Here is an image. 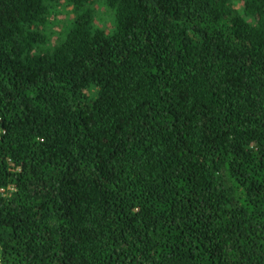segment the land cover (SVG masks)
Here are the masks:
<instances>
[{"label": "trees", "instance_id": "1", "mask_svg": "<svg viewBox=\"0 0 264 264\" xmlns=\"http://www.w3.org/2000/svg\"><path fill=\"white\" fill-rule=\"evenodd\" d=\"M0 247L264 264V0H0Z\"/></svg>", "mask_w": 264, "mask_h": 264}, {"label": "rangeland", "instance_id": "2", "mask_svg": "<svg viewBox=\"0 0 264 264\" xmlns=\"http://www.w3.org/2000/svg\"><path fill=\"white\" fill-rule=\"evenodd\" d=\"M238 7H240V6H238ZM107 13L108 12H106L105 9H103V13L102 12L98 13V16H97L98 18H97L96 22L99 26L108 27L112 24L111 23V16L109 15V13L108 14ZM65 17H67L66 14L63 15L61 18H65Z\"/></svg>", "mask_w": 264, "mask_h": 264}, {"label": "built area", "instance_id": "3", "mask_svg": "<svg viewBox=\"0 0 264 264\" xmlns=\"http://www.w3.org/2000/svg\"><path fill=\"white\" fill-rule=\"evenodd\" d=\"M0 264H3V261H2V249L0 247Z\"/></svg>", "mask_w": 264, "mask_h": 264}]
</instances>
